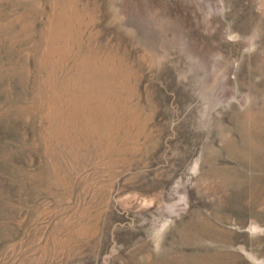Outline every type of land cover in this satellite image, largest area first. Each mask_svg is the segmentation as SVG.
Instances as JSON below:
<instances>
[{
	"label": "rangeland",
	"instance_id": "rangeland-1",
	"mask_svg": "<svg viewBox=\"0 0 264 264\" xmlns=\"http://www.w3.org/2000/svg\"><path fill=\"white\" fill-rule=\"evenodd\" d=\"M0 264H264V0H0Z\"/></svg>",
	"mask_w": 264,
	"mask_h": 264
}]
</instances>
